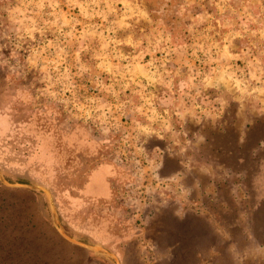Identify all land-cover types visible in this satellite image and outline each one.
<instances>
[{"label": "rangeland", "instance_id": "374dc122", "mask_svg": "<svg viewBox=\"0 0 264 264\" xmlns=\"http://www.w3.org/2000/svg\"><path fill=\"white\" fill-rule=\"evenodd\" d=\"M223 127L264 137V0H0V226L58 244L32 264H264V149L223 163Z\"/></svg>", "mask_w": 264, "mask_h": 264}, {"label": "trees", "instance_id": "16d2710c", "mask_svg": "<svg viewBox=\"0 0 264 264\" xmlns=\"http://www.w3.org/2000/svg\"><path fill=\"white\" fill-rule=\"evenodd\" d=\"M239 131L240 130L237 128L223 127L220 134L213 132V137L208 138V140H210L217 139V137H223L224 139L235 137L234 139L229 141L227 140L224 143L221 142L219 144L217 141L214 143L217 151L219 152L217 158L222 159L223 163L225 164L231 163L232 166L235 165V168H239L237 165V159H239V157L241 158L242 156L250 160H255L258 156V153L264 149L261 145L262 141L264 140L263 136L257 134V139L254 145L252 144L254 143V141H252L254 138L250 136V133H240ZM242 135H245V139L242 138ZM246 176V172L241 175L242 182H244L243 180L246 178ZM237 181L240 180L238 179ZM233 182H235V180H233ZM229 183L230 180L220 182L218 186L229 189ZM248 195L251 196L250 192ZM235 210L237 209L235 208ZM19 217L20 216L15 219L8 213L7 218L2 217L1 219L4 227L2 228L0 226V264H32V259L39 257L36 247H47L50 245L52 249L54 245H58L56 238L48 235L46 232H42L41 230L37 232L21 230L22 224L17 223V221L21 220ZM57 247L58 246L54 248Z\"/></svg>", "mask_w": 264, "mask_h": 264}, {"label": "water", "instance_id": "95a60500", "mask_svg": "<svg viewBox=\"0 0 264 264\" xmlns=\"http://www.w3.org/2000/svg\"><path fill=\"white\" fill-rule=\"evenodd\" d=\"M0 179L7 183L8 185H12V186H15V185H19V184H14V183H9L8 181L5 180L1 170H0ZM40 188H42L47 194H48V197H49V201H50V206H51V209H52V212L54 214V224H55V227L57 228V230L59 231V233L64 237L66 238L67 240L71 241V242H74L76 244H79V245H83L85 247H88V248H92L93 250H102L110 255H112L113 257H115L117 260V256L108 251V250H105L103 248H97L96 246H92L90 245L89 243H86V242H83V241H80L74 237H72L71 235H69L63 228V226L58 222V220L56 219V209H55V203H54V200H53V196H52V193L46 188V187H43V186H40ZM118 264H120V262L118 261Z\"/></svg>", "mask_w": 264, "mask_h": 264}]
</instances>
